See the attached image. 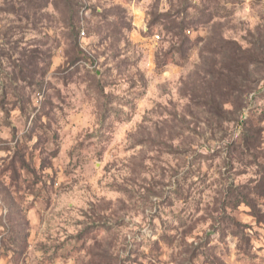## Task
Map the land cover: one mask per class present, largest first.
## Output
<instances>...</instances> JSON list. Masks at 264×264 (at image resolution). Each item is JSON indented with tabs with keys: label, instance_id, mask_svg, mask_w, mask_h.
I'll list each match as a JSON object with an SVG mask.
<instances>
[{
	"label": "rangeland",
	"instance_id": "obj_1",
	"mask_svg": "<svg viewBox=\"0 0 264 264\" xmlns=\"http://www.w3.org/2000/svg\"><path fill=\"white\" fill-rule=\"evenodd\" d=\"M73 1L0 0V264H264V0ZM213 37L256 59L220 123Z\"/></svg>",
	"mask_w": 264,
	"mask_h": 264
},
{
	"label": "trees",
	"instance_id": "obj_2",
	"mask_svg": "<svg viewBox=\"0 0 264 264\" xmlns=\"http://www.w3.org/2000/svg\"><path fill=\"white\" fill-rule=\"evenodd\" d=\"M46 2V0H45ZM52 5L61 15H66L64 24L69 28L70 35L73 37V41L77 38L79 29L78 23V5L73 0H53ZM167 29L171 32H175V36L182 35V31L185 30L186 24L184 21L170 22ZM174 33V32H173ZM181 33V34H180ZM208 53L213 57V62L204 64L203 84L207 89L206 100L204 105L211 110V100H209L210 93L208 91H214L220 97V101L214 103L213 114L216 117L217 122L224 121L222 105L226 99H230L231 106L234 109H238L241 106V97L245 91L250 90L248 82V67L255 64V48H252V52L249 49H243L234 42L220 38L210 39L206 44ZM219 55V56H218ZM215 56L219 59L215 61ZM214 102V101H213ZM216 109V110H215ZM216 122V123H217ZM246 206L252 208V202L248 199L242 201Z\"/></svg>",
	"mask_w": 264,
	"mask_h": 264
},
{
	"label": "built area",
	"instance_id": "obj_3",
	"mask_svg": "<svg viewBox=\"0 0 264 264\" xmlns=\"http://www.w3.org/2000/svg\"><path fill=\"white\" fill-rule=\"evenodd\" d=\"M84 33L83 32H81V35H83Z\"/></svg>",
	"mask_w": 264,
	"mask_h": 264
}]
</instances>
